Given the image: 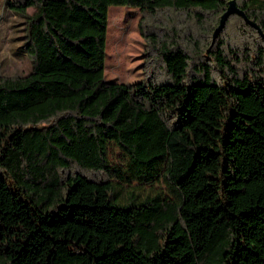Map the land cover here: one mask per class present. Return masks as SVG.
Returning a JSON list of instances; mask_svg holds the SVG:
<instances>
[{"label": "trees", "instance_id": "16d2710c", "mask_svg": "<svg viewBox=\"0 0 264 264\" xmlns=\"http://www.w3.org/2000/svg\"><path fill=\"white\" fill-rule=\"evenodd\" d=\"M229 1H4L31 71L0 75V264H264V39L234 14L213 42ZM109 7L141 15L136 82L89 84Z\"/></svg>", "mask_w": 264, "mask_h": 264}, {"label": "rangeland", "instance_id": "374dc122", "mask_svg": "<svg viewBox=\"0 0 264 264\" xmlns=\"http://www.w3.org/2000/svg\"><path fill=\"white\" fill-rule=\"evenodd\" d=\"M4 1L0 0V75L25 76L30 73L31 64L22 49L19 48L17 39L23 34V21L4 8ZM27 12L31 14L33 9H28ZM164 15L162 14V16ZM106 17L107 23L104 28L106 57L104 67L100 73L89 79V84L100 79L127 84L150 75L146 71L145 75L142 76L143 71L148 67L146 65L148 58L145 55L146 42L139 29V21L141 19L139 11L124 7H109L106 10ZM159 19L161 20V17ZM184 19L185 21L178 20L177 17L173 16L169 20V23L172 24L167 22L166 24L177 28L180 27L182 30L184 28L188 30L192 27V24L186 17ZM200 31H202L201 28ZM164 75V70L160 67L153 71V76L156 77V80L162 81ZM72 100L73 98H58L56 103L59 109H64L67 103L72 102ZM100 105L101 98L99 96L87 106L86 110L95 112ZM33 111L38 113L49 112L51 111V103L44 101L29 108L30 113ZM19 114L24 116L23 112ZM109 159L115 168L126 172L125 170L128 168L127 157L113 145L109 147Z\"/></svg>", "mask_w": 264, "mask_h": 264}, {"label": "water", "instance_id": "95a60500", "mask_svg": "<svg viewBox=\"0 0 264 264\" xmlns=\"http://www.w3.org/2000/svg\"><path fill=\"white\" fill-rule=\"evenodd\" d=\"M234 14H238L239 16H241L244 20H246V22L249 24V26H251L253 29H255L258 34L261 36L262 39H264V33L261 31V29L257 26L256 23L248 20L245 16V14L243 13V11H241L239 8H237L235 2L229 1L228 2V6L225 10V12L221 15L220 20H219V24L216 27V29L213 32L212 35V40L213 42L216 40L217 36L220 34V32L223 30L226 21L228 20V18Z\"/></svg>", "mask_w": 264, "mask_h": 264}]
</instances>
